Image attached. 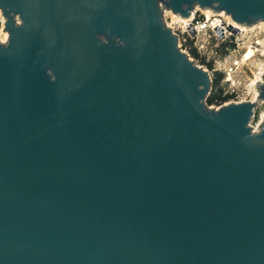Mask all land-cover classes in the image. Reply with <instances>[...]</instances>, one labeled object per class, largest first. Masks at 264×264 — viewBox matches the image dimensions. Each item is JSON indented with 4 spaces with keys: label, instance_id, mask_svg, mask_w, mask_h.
Wrapping results in <instances>:
<instances>
[{
    "label": "water",
    "instance_id": "95a60500",
    "mask_svg": "<svg viewBox=\"0 0 264 264\" xmlns=\"http://www.w3.org/2000/svg\"><path fill=\"white\" fill-rule=\"evenodd\" d=\"M251 27L264 0H0V264H264V72L211 107L164 8Z\"/></svg>",
    "mask_w": 264,
    "mask_h": 264
},
{
    "label": "rangeland",
    "instance_id": "374dc122",
    "mask_svg": "<svg viewBox=\"0 0 264 264\" xmlns=\"http://www.w3.org/2000/svg\"><path fill=\"white\" fill-rule=\"evenodd\" d=\"M196 10H202L204 14L199 11L200 16L197 17L201 19L205 18V21H207L205 9L199 7ZM213 13L214 15H212L211 20L206 22V28L201 26L200 29L185 34L187 41L183 43L182 48L184 51L186 50L185 52L189 53L191 60H194L197 64L206 68L210 73L212 80L217 72L223 73V77L219 82V87L224 90V93H227V81L231 79V77L241 75L243 81L242 90L223 104L228 102L253 100L257 96L255 95V85L258 81H262V76L260 74L262 71L264 72V21L251 27H242L243 29L235 28L237 30H231L233 27L231 29L229 28L231 27L229 15L224 11ZM164 18L168 22L173 21L184 23L176 13H173L170 9L166 8H164ZM219 19L222 21L228 19L229 25L225 29L227 33L219 32L217 29L218 27L213 24V22L219 23L220 26L221 21ZM4 25L5 19L2 18V12L0 9V40L1 37H3L1 30L5 28ZM248 45L249 47L251 46L253 55L247 60V57L245 56H248L250 51ZM191 47L197 48L200 57H194L190 53ZM202 57H205L206 62H212V67L203 63L201 61ZM254 81L256 84L252 86ZM216 105L217 104H212L209 106L215 107ZM263 113L264 101H261L256 109L254 120L251 122L254 130L259 129Z\"/></svg>",
    "mask_w": 264,
    "mask_h": 264
},
{
    "label": "built area",
    "instance_id": "2783aa9c",
    "mask_svg": "<svg viewBox=\"0 0 264 264\" xmlns=\"http://www.w3.org/2000/svg\"><path fill=\"white\" fill-rule=\"evenodd\" d=\"M199 11H201L204 14V12L202 10H196L193 13L192 18L190 19V21L188 23H178V22H173V21L168 22L165 19L166 24L169 27H171L175 33L178 34L179 39H180L179 40L180 46H182L183 43L187 41V37L185 36V34L187 32L189 33V32L194 31L196 29H200L201 26L203 28H206L207 27V23L206 22L209 21V20H208V18H207V21H205L206 20L205 18H202V19L201 18H198L197 16H200ZM220 21H221V25L218 26L217 29L219 30V32H224V33L226 32L227 33V31L225 29L229 25L228 19L227 20H224V21H222V20H220ZM180 28L182 29V31H181ZM231 30H237V29L233 28ZM227 82H228L227 93H225V94H230V95H233L234 96L236 93H238L239 91L242 90L243 81H242L241 75H237V76L231 77V79H229ZM236 102H240V101H236ZM221 105H223V103H221L219 105H216L215 107H219Z\"/></svg>",
    "mask_w": 264,
    "mask_h": 264
},
{
    "label": "trees",
    "instance_id": "16d2710c",
    "mask_svg": "<svg viewBox=\"0 0 264 264\" xmlns=\"http://www.w3.org/2000/svg\"><path fill=\"white\" fill-rule=\"evenodd\" d=\"M190 53L194 56V57H200V54L197 50L196 47H191L190 49ZM201 61L203 63H206L209 67H212V62H206L205 57H202ZM223 77V73L217 72L215 74V77L212 81V89H211V93L209 94V96L207 97V103L208 105H212V104H221L226 102L227 100H229L231 97H233V95L230 94H225L224 90L222 88L219 87V82L221 80V78Z\"/></svg>",
    "mask_w": 264,
    "mask_h": 264
},
{
    "label": "bare ground",
    "instance_id": "6f19581e",
    "mask_svg": "<svg viewBox=\"0 0 264 264\" xmlns=\"http://www.w3.org/2000/svg\"><path fill=\"white\" fill-rule=\"evenodd\" d=\"M197 8H199V6H196V9ZM202 9V8H201ZM214 11H212L211 9H205V13H206V15H207V18H208V20L210 21L211 20V18H212V15H214V13H213ZM174 13V12H173ZM177 14V13H176ZM222 14H223V12H222ZM227 14V13H226ZM228 15V14H227ZM177 16L180 18V20L181 21H183L184 23H188L189 21H190V19H183L179 14H177ZM213 24L215 25V26H219V23H215V22H213ZM5 26V25H4ZM230 26L231 27H229L230 29L233 27V28H242L243 26L242 25H240V24H238V23H236V22H233L232 20H231V18H230ZM216 27V28H217ZM243 29V28H242ZM253 29V28H252ZM251 29V30H252ZM2 31V34H3V37H1V40L2 41H6L7 40V31L5 30V28L4 29H2L1 30ZM248 47H249V45H248ZM250 48V51H249V55L248 56H245V57H247L246 59L248 60L252 55H253V50H252V48H251V46L249 47ZM248 50V49H247ZM264 69V68H263ZM261 70V69H260ZM262 74H263V71L261 72V76H262ZM260 77V76H259ZM256 84V82L254 81L253 83H252V86H254ZM256 89V88H255ZM255 95H258V91L256 90V93H255ZM257 97V96H256ZM256 99V98H255ZM254 99V100H255ZM264 118V113L262 114V119Z\"/></svg>",
    "mask_w": 264,
    "mask_h": 264
}]
</instances>
